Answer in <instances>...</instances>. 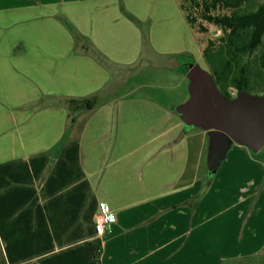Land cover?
<instances>
[{"label": "crops", "instance_id": "obj_1", "mask_svg": "<svg viewBox=\"0 0 264 264\" xmlns=\"http://www.w3.org/2000/svg\"><path fill=\"white\" fill-rule=\"evenodd\" d=\"M114 1L0 0V264H233L262 252L257 152L233 142L210 176L207 131L185 129L160 101L99 106L68 128L63 107L41 106V91L106 84L104 67L71 51L61 17L102 52L120 48ZM162 1L138 2L153 13ZM100 201L116 219L98 234Z\"/></svg>", "mask_w": 264, "mask_h": 264}, {"label": "rangeland", "instance_id": "obj_2", "mask_svg": "<svg viewBox=\"0 0 264 264\" xmlns=\"http://www.w3.org/2000/svg\"><path fill=\"white\" fill-rule=\"evenodd\" d=\"M138 1L127 0L130 5H133L135 11L124 5L125 0L114 1L121 16L125 17V21L120 23L122 24L120 32L123 34L122 37L125 42L123 47L117 48L118 46L107 44L106 51L102 52L89 37L85 35L79 39L74 37V45L71 51L73 50V53H77V55L85 54L104 67L110 74L106 84H102L99 88L91 91H83L78 88L77 92H67L61 87H58L56 93L53 94L41 91V106L46 102H54L56 104L53 105H60L67 111L60 101L61 97L97 93L98 103L96 107L109 105L110 111H112L113 108L111 107L115 106L117 102L128 99L140 102L147 98L160 101L166 105L168 111L179 117L176 106L188 98V77L180 62L183 60L185 62L193 61L207 70H209V66L201 53L195 34L189 28L176 0H163L162 5L154 9L153 13ZM260 1L262 0H249L242 4L240 9L248 10ZM163 5L166 7L161 9ZM122 7L141 20L146 31V40H143L141 27L126 16ZM61 20L66 26L68 23L73 25L64 17H61ZM73 27L79 33L77 28ZM220 34L221 30L217 26H210L212 37H218ZM262 53H264V35L261 43L244 59L250 78V91L255 94L264 93V66L260 61ZM98 54L104 58L106 63H101L95 57ZM44 69L47 70L46 67ZM60 70L68 74V70ZM44 81L48 82V77H44ZM227 90L233 95L236 94L233 87H228ZM134 110L142 114L146 109L137 107ZM114 123L115 131H117V115ZM71 124L73 123H70L67 118V128ZM182 124L185 129L193 128V126L184 125L183 122ZM145 126L144 123L138 125L141 131H148L147 128L144 129ZM257 153L264 157V146ZM205 171L211 176L215 170L206 168ZM233 264H264V252L234 260Z\"/></svg>", "mask_w": 264, "mask_h": 264}, {"label": "trees", "instance_id": "obj_3", "mask_svg": "<svg viewBox=\"0 0 264 264\" xmlns=\"http://www.w3.org/2000/svg\"><path fill=\"white\" fill-rule=\"evenodd\" d=\"M176 1L189 28L195 34L201 53L219 89L228 97H231L227 90L228 87H236L239 91L242 89L250 91V78L244 59L262 41L264 35V0L248 10H241L240 8L249 0ZM122 11L130 20L141 27L143 40H146V31L141 20L134 14L127 12L124 7H122ZM211 25H215L221 30L218 37L210 35ZM67 27L76 39L82 36L70 23L67 24ZM95 57L101 63H106L99 54ZM260 61L264 66V53L260 55ZM180 65L187 71V62L183 60ZM60 101L67 109L69 122L73 123L78 115L97 106L98 94L63 96ZM202 193L203 191L197 195V198ZM91 249L94 256L100 255L102 244L99 238L91 241Z\"/></svg>", "mask_w": 264, "mask_h": 264}, {"label": "water", "instance_id": "obj_4", "mask_svg": "<svg viewBox=\"0 0 264 264\" xmlns=\"http://www.w3.org/2000/svg\"><path fill=\"white\" fill-rule=\"evenodd\" d=\"M188 98L176 106L184 125L207 131V168L215 170L233 142L257 152L264 146V93L246 89L228 97L211 72L187 62Z\"/></svg>", "mask_w": 264, "mask_h": 264}, {"label": "built area", "instance_id": "obj_5", "mask_svg": "<svg viewBox=\"0 0 264 264\" xmlns=\"http://www.w3.org/2000/svg\"><path fill=\"white\" fill-rule=\"evenodd\" d=\"M115 219V214L108 209L107 204L104 201H100L99 212L95 216L96 233L101 234Z\"/></svg>", "mask_w": 264, "mask_h": 264}, {"label": "flooded vegetation", "instance_id": "obj_6", "mask_svg": "<svg viewBox=\"0 0 264 264\" xmlns=\"http://www.w3.org/2000/svg\"><path fill=\"white\" fill-rule=\"evenodd\" d=\"M233 89H235V92H236V94L239 92V89H237L236 87H233ZM229 94H230V96H231V97H233V96H235V95H236V94H235V95H233V94H231L230 92H229Z\"/></svg>", "mask_w": 264, "mask_h": 264}]
</instances>
